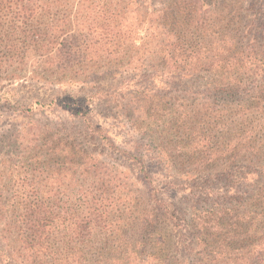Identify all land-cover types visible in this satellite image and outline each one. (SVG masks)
Here are the masks:
<instances>
[{
    "label": "trees",
    "instance_id": "16d2710c",
    "mask_svg": "<svg viewBox=\"0 0 264 264\" xmlns=\"http://www.w3.org/2000/svg\"><path fill=\"white\" fill-rule=\"evenodd\" d=\"M2 80L0 264H264V0H0Z\"/></svg>",
    "mask_w": 264,
    "mask_h": 264
},
{
    "label": "rangeland",
    "instance_id": "374dc122",
    "mask_svg": "<svg viewBox=\"0 0 264 264\" xmlns=\"http://www.w3.org/2000/svg\"><path fill=\"white\" fill-rule=\"evenodd\" d=\"M227 1V0H225ZM229 1V0H228ZM142 32V31H141ZM142 34V33H141ZM110 84H112L111 82H105V86H110ZM15 88L16 91V100L18 102H21L22 104H28L31 101V98L35 95V94H39V96L43 99H45V97L50 93V91H46L43 88L40 87V85H37L36 83L33 82H15L13 84H10L9 82H7L6 80H2L0 81V96H2V92L5 88ZM5 100H1L0 101V131H6L8 129H11L12 126L17 127L20 125V122H16V119H14L13 114H12V109L11 107H9L8 104H4ZM107 104H105V102H101L98 104L94 105V109L96 114H98L97 116H100L101 118L104 117L107 112ZM41 117V116H40ZM85 144H91L88 142H85ZM92 146V144H91ZM9 149V148H8ZM15 155L16 153L13 152ZM6 154V153H5ZM10 156V157H9ZM7 158H10V162H16V160L14 158L13 154H6ZM17 159H19L18 157H16ZM9 161L7 162V164L9 163ZM179 250L181 251V249L179 248Z\"/></svg>",
    "mask_w": 264,
    "mask_h": 264
}]
</instances>
